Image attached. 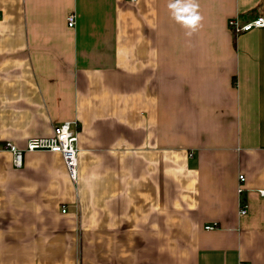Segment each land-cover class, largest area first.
<instances>
[{
    "label": "crops",
    "instance_id": "obj_1",
    "mask_svg": "<svg viewBox=\"0 0 264 264\" xmlns=\"http://www.w3.org/2000/svg\"><path fill=\"white\" fill-rule=\"evenodd\" d=\"M258 16L264 0H0V264H264V28L228 26ZM65 122L77 182L60 154L15 168L6 143Z\"/></svg>",
    "mask_w": 264,
    "mask_h": 264
},
{
    "label": "built area",
    "instance_id": "obj_2",
    "mask_svg": "<svg viewBox=\"0 0 264 264\" xmlns=\"http://www.w3.org/2000/svg\"><path fill=\"white\" fill-rule=\"evenodd\" d=\"M136 2L137 0H131ZM67 23L70 28H74L76 25V16L75 14H70L67 17ZM228 26L231 32L235 36L248 33L253 30L263 29L264 28V16H258L250 22L241 23L238 18L231 19L228 22ZM78 136H79V126L76 122H65L58 126H55L53 135L47 138H33L30 139L25 148L19 149L12 143H6L5 149L12 154L13 164L15 168L21 169L23 167V160L25 153L32 152H50L55 154H60L69 178L73 182L78 180ZM240 181L244 182L245 179L243 176L240 177ZM239 193H243V189H239ZM260 195L264 197V191L260 192ZM66 210H63L65 213ZM241 215H246L247 209L244 204H241ZM217 225L207 226V230L216 229Z\"/></svg>",
    "mask_w": 264,
    "mask_h": 264
},
{
    "label": "clouds",
    "instance_id": "obj_3",
    "mask_svg": "<svg viewBox=\"0 0 264 264\" xmlns=\"http://www.w3.org/2000/svg\"><path fill=\"white\" fill-rule=\"evenodd\" d=\"M190 6L193 7V8H195V5H194V4H192V5H190ZM173 7H174V5H173ZM184 11H188V8L186 7V8L184 9ZM198 19H199L198 16H194L193 19H192V21H190V23L194 25V24H195V21L198 20Z\"/></svg>",
    "mask_w": 264,
    "mask_h": 264
}]
</instances>
